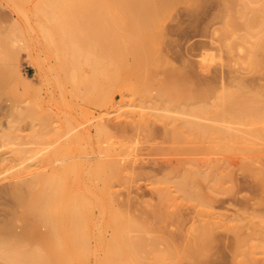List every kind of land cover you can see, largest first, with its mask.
<instances>
[{"label": "rangeland", "instance_id": "obj_1", "mask_svg": "<svg viewBox=\"0 0 264 264\" xmlns=\"http://www.w3.org/2000/svg\"><path fill=\"white\" fill-rule=\"evenodd\" d=\"M149 1L151 12L132 13L115 0H65L70 10L51 9L49 0H0V237L8 235L10 241L12 234L25 233L33 241L30 225L46 230L36 223L30 204L44 190L39 180L48 174L57 181L58 205L65 194L96 191L107 207L111 203L133 220L141 217L145 225L128 231L144 239L138 264H171L155 258L167 253L171 241L182 250L203 222L207 246L194 264H264V174L257 172L264 169V138L257 141L246 132L263 129L264 117L250 124L215 120L220 97L229 90L238 91L234 99L247 112H264V0ZM232 13L237 28L225 31ZM79 66L83 82L75 83ZM196 106L203 110L200 116L194 114ZM195 121L213 127L202 133L205 138L194 136ZM225 127L243 136L226 137L220 131ZM212 158L225 159L220 174V168L209 174ZM114 159L119 170L107 172L105 181L103 166L109 161L106 167H115ZM178 159L197 163L192 170L198 184L186 191L196 198L176 188L184 168L193 165ZM32 178L33 188L10 192ZM161 204L178 218L150 217ZM99 207L90 208L96 223L90 229L108 239L111 229L99 225L107 217ZM96 251L94 257H101Z\"/></svg>", "mask_w": 264, "mask_h": 264}, {"label": "bare ground", "instance_id": "obj_2", "mask_svg": "<svg viewBox=\"0 0 264 264\" xmlns=\"http://www.w3.org/2000/svg\"><path fill=\"white\" fill-rule=\"evenodd\" d=\"M19 2V0H17ZM48 1V0H47ZM49 1H53V4L50 5V8L51 9H57V10H66L67 8L69 9L71 7L68 6L69 4L67 5H64L66 2L65 0H49ZM58 1H62L63 3L61 4H57ZM67 1V0H66ZM72 1V0H70ZM79 2H81L82 0H78ZM115 1H121V2H125L126 5H120L118 6V8L120 9H126L129 11H131L132 13H136L135 10H140L142 12H145V13H149L151 12L150 10V1L147 2L148 0H115ZM152 1V0H151ZM57 2V3H56ZM142 2H145L149 5V7L147 6H143L142 8L140 6H136L135 4L137 3H142ZM146 4V5H147ZM139 5V4H138ZM80 7H83V5H79ZM86 6V5H85ZM152 6V5H151ZM154 8V7H153ZM67 9V10H68ZM70 10V9H69ZM154 10V9H152ZM139 12V11H138ZM230 14V13H229ZM232 17H231V20L230 22H228L227 20V23H226V26L224 27V30L225 31H229V28L227 26H231L233 28L236 27V19H237V13H232ZM231 15V14H230ZM240 22V21H239ZM56 24V23H54ZM56 26V25H55ZM58 26V25H57ZM232 28V29H233ZM237 28V27H236ZM60 29V28H59ZM133 29V28H132ZM58 30V29H56ZM223 30V31H224ZM59 31V30H58ZM222 31V32H223ZM235 31V30H233ZM56 32V31H55ZM226 33V32H224ZM234 33V32H232ZM237 34V33H236ZM58 35V34H57ZM60 36V35H59ZM58 36V37H59ZM224 37V36H223ZM227 37V36H226ZM67 38V37H66ZM86 39V38H85ZM62 40V39H61ZM62 42V41H61ZM61 42H59L60 44H62ZM225 42V41H224ZM67 43V42H66ZM227 43V41H226ZM137 44V43H136ZM231 43H228L226 47H229V49L231 48V46L233 45H230ZM138 45V44H137ZM63 46V45H61ZM237 46V45H236ZM60 48V46H58ZM140 47V45H139ZM235 47V46H234ZM62 48V47H61ZM141 48V47H140ZM255 48V47H254ZM68 49V48H67ZM134 49V48H133ZM138 49V48H137ZM135 49V50H137ZM66 51V50H65ZM68 52V50H67ZM255 52V51H254ZM71 53V52H70ZM77 53V52H76ZM61 54V52H60ZM75 55V54H74ZM70 56V55H69ZM64 57V56H63ZM62 57V58H63ZM79 57V56H78ZM65 59V58H64ZM69 63V62H68ZM66 64V63H64ZM74 64V63H73ZM78 66V65H77ZM92 66V65H91ZM100 67V66H98ZM68 68V67H67ZM76 68V67H74ZM92 68V67H91ZM72 69V68H71ZM102 69V68H101ZM116 69V68H115ZM75 70V69H74ZM79 71H80V66L76 68L75 70V73H73V81L78 82L80 80H82V78L80 77L79 75ZM82 71V70H81ZM80 71V72H81ZM98 72V71H97ZM114 72V71H113ZM20 74V73H19ZM15 76V75H14ZM83 77V76H82ZM8 79V78H7ZM10 79V77H9ZM86 79V78H85ZM6 80V79H5ZM71 81V80H70ZM85 81V80H84ZM89 81V79H88ZM83 82V80L81 81ZM80 82V83H81ZM86 82V81H85ZM84 82V83H85ZM5 83V82H4ZM74 83V84H75ZM79 83V84H80ZM83 85V84H82ZM86 85V83H85ZM78 86V85H77ZM33 88V87H32ZM35 88V87H34ZM89 89V87H88ZM35 90V89H34ZM91 89H89L90 91ZM93 90V89H92ZM35 92V91H34ZM92 92V91H91ZM225 91L224 94L221 95L220 101H223V102H220V106H221V109L217 111V118L215 120H222L224 121V119H230L227 121V123L229 121L231 122H236V123H253L259 119H262L264 117V112L262 113H250V112H247L249 110H247V106L244 107V104H240V102H238V100L236 101L234 99V96L236 98L237 96V99H238V91L234 92L233 90L229 92ZM197 94L201 95V91L198 90L196 91ZM236 93V94H235ZM87 94V93H86ZM234 95V96H233ZM224 96V100H223V97ZM22 101V100H21ZM25 101V100H24ZM23 101V102H24ZM30 101V100H29ZM33 102V101H32ZM16 103V102H15ZM18 103V102H17ZM25 103V102H24ZM30 103V102H29ZM28 104V103H27ZM261 104V103H260ZM23 105V104H22ZM243 105V106H242ZM14 106V105H13ZM17 106V105H16ZM25 106V105H24ZM203 106V105H202ZM205 106V105H204ZM254 106V105H253ZM208 107V106H207ZM249 107H251L249 105ZM12 108V107H10ZM23 108V107H22ZM204 108V107H203ZM215 108V107H213ZM254 108V107H253ZM257 108V107H256ZM255 108V109H256ZM260 108V106H259ZM17 109V108H16ZM15 109V110H16ZM28 109V108H27ZM207 109V108H206ZM250 109V108H248ZM252 109V108H251ZM14 110V111H15ZM19 110V109H18ZM25 110V108H24ZM214 110V109H212ZM247 110V111H246ZM258 110V109H257ZM26 111V110H25ZM29 111V110H28ZM27 111V112H28ZM203 111L201 109L200 106H196L194 108V114L195 115H199L200 116V112ZM261 111V110H260ZM259 111V112H260ZM9 112V111H8ZM19 112V111H18ZM26 112V113H27ZM24 114V112H22ZM10 114H12L10 112ZM22 114V115H23ZM211 117V116H210ZM264 119V118H263ZM264 121V120H263ZM263 121H260L259 122H263ZM219 122V121H217ZM258 122V121H257ZM195 125L194 126H197L196 127V130L198 128H200V133H196V130L195 127H194V136L196 135L197 137L199 135H201L202 133L205 134L206 132L209 131V129H213V127L211 126L210 127V124H206L205 122L202 123V122H199V121H195L194 122ZM213 124V123H212ZM256 124V123H255ZM228 125V124H227ZM234 126V125H233ZM257 126V125H256ZM215 127V125H214ZM217 127V126H216ZM232 127V126H231ZM226 128V127H225ZM229 128V127H228ZM228 128L224 129L222 128L220 131L222 132V134L226 137H229V138H234L236 137L237 133H233L230 131V129L228 130ZM258 128V127H257ZM257 128H250L249 130H246V132L250 135H252V137H257V141H260L258 139H262L264 138V128L263 129H257ZM191 129V130H192ZM216 129V128H214ZM236 129V128H235ZM243 129V128H242ZM217 130V129H216ZM228 130V131H227ZM199 131V130H198ZM203 131V132H202ZM233 131V130H232ZM242 131V130H241ZM211 132V131H210ZM209 132V133H210ZM196 133V134H195ZM211 133H214V132H211ZM202 134V136H203ZM232 134V136H231ZM246 134V135H248ZM215 135V134H214ZM213 135V137H214ZM221 135V133H220ZM219 135V136H220ZM231 137H230V136ZM234 135V136H233ZM236 135V136H235ZM207 136V135H206ZM222 136V135H221ZM240 136H243L242 133L241 135L237 136V138H239ZM200 137V136H199ZM204 137V136H203ZM212 137V135H211ZM225 137V139H226ZM195 138V137H194ZM205 138V137H204ZM207 138V137H206ZM224 138V137H223ZM236 138V139H237ZM241 138V137H240ZM237 139V140H240ZM247 138V137H246ZM212 139V138H211ZM222 138H220L221 140ZM234 138V140H236ZM256 139V138H255ZM199 140V139H198ZM213 140V139H212ZM210 140V141H212ZM217 140V139H215ZM236 140V141H237ZM249 140V139H248ZM243 141V140H242ZM222 142V141H221ZM225 142V141H224ZM224 142L222 144H224ZM229 143V142H228ZM239 143V142H238ZM262 143H263V140H262ZM215 144V143H214ZM244 144V143H243ZM247 144V143H246ZM251 144V143H250ZM249 144V145H250ZM264 144V143H263ZM216 145V144H215ZM221 145V144H220ZM229 145V144H227ZM235 145V144H234ZM224 146V145H223ZM221 146V148L223 147ZM264 146V145H263ZM216 147V146H214ZM220 147V146H219ZM228 148V146H226ZM224 146V148H226ZM218 148V147H217ZM220 148V149H221ZM223 148V150H224ZM230 149L232 147H229ZM215 149V148H213ZM228 149V151L230 150ZM219 150V149H217ZM241 150V148L239 149ZM246 150V149H245ZM250 150V147L248 148V151L249 152ZM216 151V150H215ZM228 151H226L228 153ZM233 151V150H232ZM235 151V150H234ZM251 151V150H250ZM256 151V150H254ZM259 151V150H258ZM192 152V151H191ZM217 152V151H216ZM223 152V151H222ZM238 152V151H236ZM252 152H253V148H252ZM260 152V151H259ZM198 153V152H197ZM219 153V151H218ZM221 153V152H220ZM250 153V152H249ZM196 154V153H195ZM204 154V153H203ZM230 154V153H229ZM232 154V152H231ZM230 154V155H231ZM237 154V153H236ZM243 154V153H242ZM261 154V153H260ZM228 155V154H226ZM250 155V154H249ZM214 156V155H212ZM223 155H221L222 157ZM244 156V155H243ZM247 156H248V153H247ZM251 156V155H250ZM256 156V154H255ZM211 157V156H210ZM209 157V158H210ZM224 157V156H223ZM236 157V156H235ZM239 157V156H238ZM249 157V156H248ZM193 158V157H192ZM228 158V157H227ZM232 157H230L231 159ZM252 158V157H251ZM216 159V157L214 158ZM226 159V157H225ZM224 159V160H225ZM240 159V158H239ZM244 159V158H243ZM108 160V159H107ZM111 160V159H109ZM119 161H122L120 159H118ZM173 161L175 159H172ZM179 163H182L185 165V163H189V164H193L191 166V168H184L182 174H180L178 180L175 181V185H176V188L178 189H182L184 190L185 192L187 191L188 188H190L189 186L192 187V185L195 183L196 185V181H197V184H198V180H195V176L196 174H194L195 171L192 170V168H194L193 166L196 165L194 164V161L193 159H178ZM205 160V159H204ZM204 160H203V163H204ZM210 160V159H209ZM221 160V159H220ZM223 161H216V164L214 165V161H213V158H212V164L213 168H210V173L213 172V169H214V174H220V170L222 169L219 165V163L222 164ZM227 160V159H226ZM261 160V159H260ZM104 163H105V160H103ZM102 161V162H103ZM115 163H116V166L114 167H106V165L109 163V161H106L108 163L104 164L105 166H103V168L105 167L106 168V174L107 172L109 173H112V172H116L118 169V164H117V160L114 159ZM114 161H112L114 163ZM117 161V162H116ZM177 161V160H176ZM232 161V160H231ZM246 161V160H244ZM242 161V163L244 162ZM256 161V159H255ZM262 161V160H261ZM101 162V164H102ZM202 162V160H201ZM210 161L206 162L208 163V165L210 166L211 165V162L209 164ZM218 162V163H217ZM230 162V161H229ZM233 162V161H232ZM205 163V165H206ZM225 163V162H224ZM231 163V162H230ZM237 163V162H235ZM241 163V164H242ZM261 163V162H260ZM96 164V163H95ZM111 164V163H110ZM123 164V163H122ZM229 164V163H227ZM255 164V163H254ZM98 165V164H97ZM109 165V164H108ZM115 165V164H114ZM188 165V164H187ZM199 165V164H198ZM204 165V164H202ZM232 165V163H231ZM239 165V164H238ZM244 165V163H243ZM259 165V164H258ZM263 165V164H262ZM186 166V165H185ZM190 166V165H189ZM222 166V165H221ZM228 166V165H227ZM252 166V165H250ZM254 166V165H253ZM122 167V165H121ZM200 167V166H199ZM203 167V166H202ZM207 167V166H206ZM224 167V166H222ZM255 167V166H254ZM258 167V166H257ZM256 167V168H257ZM262 166L259 167V169H257V172L260 173V174H264V169L261 168ZM102 168V166H101ZM204 168V167H203ZM220 168V169H219ZM225 169L227 167H224ZM251 168V167H250ZM96 169V168H95ZM195 169V168H194ZM198 169V168H197ZM201 169V167H200ZM208 169V168H207ZM215 169H219V172L216 171ZM99 172L102 170H100V168H98ZM109 170V171H107ZM203 170V169H202ZM200 171V173L202 174L203 171ZM223 170V169H222ZM36 171V170H35ZM97 171V169L95 170V172ZM102 171V172H103ZM199 171V169H198ZM197 171V172H198ZM209 170L206 171V173L208 172ZM212 171V172H211ZM226 171V170H225ZM99 172H98V175L96 176H99ZM218 172V173H216ZM256 172V171H255ZM97 173V172H96ZM95 173V174H96ZM196 173V172H195ZM206 173L204 174L206 176ZM225 173V172H223ZM257 173V175H258ZM102 174V173H100ZM104 174L105 176H101V178L104 180L105 178V181L108 179V175L109 174ZM37 175V174H36ZM40 175V174H38ZM87 175V174H86ZM199 175V174H198ZM212 175V176H211ZM209 177L212 178L213 174H211ZM178 176V175H177ZM204 176V178H205ZM264 176V175H262ZM34 177V176H33ZM100 177V176H99ZM203 177V176H201ZM208 177V175H207ZM35 178V177H34ZM175 178V177H174ZM200 178V177H199ZM197 178V179H199ZM42 179V180H41ZM41 182L39 180V183H41L40 185H38L40 188H43L44 190H42V192L37 196L38 198L37 201L31 205L30 204V210L35 218V221L36 223L40 224V225H44L46 227V230H44V232H39L37 231V228L36 227L37 225L36 224H32L30 225V227L28 228V232L30 233V231H33L35 234H36V238L35 240L33 241H30L28 238H27V235H25V233H16V235L12 234V238H10L11 240L9 241V237L8 235H5L4 238L3 236L0 237L2 238V240L0 239V258L2 260V262L4 261V264H138V260H137V255L140 251L143 250V247H144V239H143V236H138V237H133L129 234V230H132L134 228H137L138 226H141V225H145L142 221H140V219H142L140 217L139 220H133L132 217H130L128 214H125L123 213L122 211H119L117 209H114L112 207H110L111 203L108 205H106L105 202H102L101 200V197H100V194H97L96 191L92 192L91 191H86L85 192H80L78 194H65L64 196V199L61 201V205L59 204L58 205V202L60 203V198L58 197V195L60 196V194H58V189L56 188V180L55 182L54 179H52V177L50 175H43L41 177ZM203 179V178H202ZM38 180V179H37ZM175 180V179H174ZM34 182H37L36 180L34 181L33 178L32 180L26 184H20V185H14L11 189L9 188L10 192L11 193H15V194H19L21 191V188L24 186H29V187H34V184L32 183ZM171 181V179H170ZM205 181V180H204ZM25 183V182H24ZM104 183V182H103ZM171 183V182H170ZM105 184V183H104ZM110 184V183H109ZM36 185V184H35ZM171 185V184H170ZM38 187V189H39ZM57 187H59L58 183H57ZM108 187V185H107ZM175 189V188H174ZM41 190V189H39ZM57 191V192H56ZM103 191V189H102ZM192 191V190H191ZM36 192H37V189H36ZM38 193V192H37ZM96 193V194H95ZM103 193V192H102ZM108 193V192H107ZM191 193V192H190ZM189 192L187 193L186 192V198L190 199V197L196 193L193 194H190ZM112 194H114L112 192ZM112 194H110V196H112ZM102 195V194H101ZM105 196V195H104ZM103 196V197H104ZM108 196V195H107ZM161 200L163 201L165 197V194L162 192L161 193ZM182 196V195H181ZM184 196V195H183ZM197 196V195H196ZM196 196H194L196 198ZM113 197V196H112ZM193 197V198H194ZM107 198V197H106ZM109 199H111L109 196H108ZM191 198V199H193ZM198 198V197H197ZM59 200V201H58ZM106 200V199H105ZM114 200V198H113ZM165 200V199H164ZM204 200V199H203ZM104 201V200H103ZM112 201V200H111ZM108 203V202H107ZM164 203V202H163ZM95 204V205H100L102 211V213H106L105 216L107 217H103V219H100L103 220V222L99 225H106L107 227H109L111 229V235L108 239H104L100 233H97L96 234L90 229L91 228V223H92V217H91V210L90 208L92 207V205ZM91 206V207H90ZM164 204H161V206L159 205L156 209H154L152 211L151 209V213H148V214H151L150 217H154L155 219H157V221H162V220H165V219H177L178 218V214L174 213V211H168L164 208ZM99 207V208H100ZM149 208V207H148ZM176 211V210H175ZM144 212V211H143ZM142 212V214H143ZM148 212V211H147ZM149 212H150V209H149ZM147 213H145L146 215ZM144 215V214H143ZM139 217H137L138 219ZM147 218V217H146ZM144 219V218H143ZM94 223V222H93ZM92 223V224H93ZM143 223V224H142ZM203 223H207V222H203ZM202 223V224H203ZM96 224V223H94ZM203 224L202 226L198 227V236L192 240L190 243H188L186 246H184L182 248V250H180L178 247L176 248V243L175 245H172L173 241L171 242H168V243H171L169 244L170 246L167 247V253L163 254V255H157L156 258H155V261L156 262H161V261H167L170 262L171 264H179L182 260H188V262L190 261L189 264H194L196 261H198L200 259V257H202L205 253L204 251V247L207 246L205 245L204 246V243H205V237L203 238L202 236H204L206 234V226ZM94 226V225H93ZM92 226V227H93ZM146 226H144V229H141V230H146L145 229ZM101 227H99L98 231L101 232ZM105 228V227H104ZM140 228H143V227H140ZM97 229V228H96ZM139 229V228H138ZM193 229V228H191ZM4 230V229H3ZM140 230V229H139ZM190 230V229H189ZM194 231V230H192ZM37 232V233H36ZM7 234V233H6ZM197 234V233H196ZM170 235V234H169ZM7 236V237H6ZM10 236V235H9ZM16 236V237H14ZM91 238L94 239V244L92 245L91 244ZM177 238V237H176ZM168 239V238H167ZM172 239V238H171ZM174 240V239H173ZM177 240V239H175ZM190 240V239H189ZM93 241V240H92ZM168 241H170L168 239ZM99 248V251L101 250V257H99L98 255V258L97 255H95V251L96 249ZM97 252V251H96ZM99 254V253H98ZM96 256V257H94ZM93 257V262H89L90 258Z\"/></svg>", "mask_w": 264, "mask_h": 264}]
</instances>
